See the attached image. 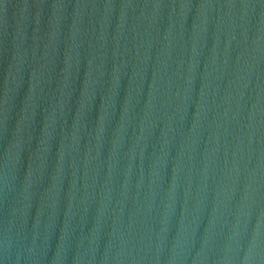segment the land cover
Returning a JSON list of instances; mask_svg holds the SVG:
<instances>
[{
	"label": "water",
	"instance_id": "95a60500",
	"mask_svg": "<svg viewBox=\"0 0 264 264\" xmlns=\"http://www.w3.org/2000/svg\"><path fill=\"white\" fill-rule=\"evenodd\" d=\"M0 264H264V0H0Z\"/></svg>",
	"mask_w": 264,
	"mask_h": 264
}]
</instances>
